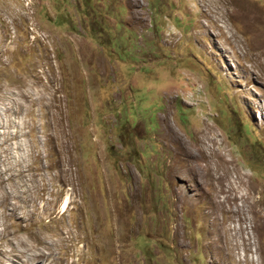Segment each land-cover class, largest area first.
Masks as SVG:
<instances>
[{
	"label": "rangeland",
	"instance_id": "1",
	"mask_svg": "<svg viewBox=\"0 0 264 264\" xmlns=\"http://www.w3.org/2000/svg\"><path fill=\"white\" fill-rule=\"evenodd\" d=\"M0 264H264V0H0Z\"/></svg>",
	"mask_w": 264,
	"mask_h": 264
},
{
	"label": "bare ground",
	"instance_id": "2",
	"mask_svg": "<svg viewBox=\"0 0 264 264\" xmlns=\"http://www.w3.org/2000/svg\"><path fill=\"white\" fill-rule=\"evenodd\" d=\"M170 136H171L170 141L174 140L173 142L175 144H179V138L174 134V132H172ZM207 156H211V155L207 154ZM191 158H192V162H189L188 166L190 167L191 171H193L197 175V178L199 176V172L203 171L205 172V175L207 177L208 176L214 177L213 179H210V181L214 180V182H216L221 186V189H217L215 187L216 195L213 197V200L211 201L213 207H215L219 213L223 211L225 208H227V203H231L232 206L233 203L237 204L238 202H242L243 204H247V203L251 204L252 202L253 205L256 204L254 197L249 196L250 187L248 186V182L245 180L244 177H241V179L237 178L232 181L229 175L225 173L215 179V175H214L215 172L213 171L212 168L206 167V171L200 168L198 169L199 163L202 162L201 158H199L198 155H192ZM225 183H228L230 186L226 185L227 187L223 188V185H225ZM222 195H226V197L223 198ZM232 209L233 211H236L234 207H231V210ZM237 210H240V208H237ZM216 215L218 214L216 213Z\"/></svg>",
	"mask_w": 264,
	"mask_h": 264
}]
</instances>
